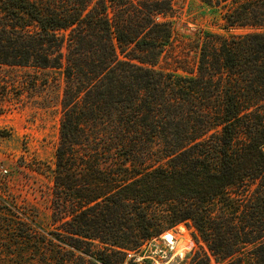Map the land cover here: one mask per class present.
<instances>
[{
    "label": "trees",
    "instance_id": "obj_1",
    "mask_svg": "<svg viewBox=\"0 0 264 264\" xmlns=\"http://www.w3.org/2000/svg\"><path fill=\"white\" fill-rule=\"evenodd\" d=\"M118 1L0 0V65L65 79L55 221L72 218L66 232L121 253L192 222L205 264H264V0H203L225 5L227 34L205 35L191 76L155 69L170 0ZM6 192L0 235L38 243L43 231Z\"/></svg>",
    "mask_w": 264,
    "mask_h": 264
},
{
    "label": "rangeland",
    "instance_id": "obj_2",
    "mask_svg": "<svg viewBox=\"0 0 264 264\" xmlns=\"http://www.w3.org/2000/svg\"><path fill=\"white\" fill-rule=\"evenodd\" d=\"M30 1L58 8L61 0ZM107 2L119 3L118 0ZM170 4V10L157 18L171 23L172 37L159 56L155 69L191 76L197 71L205 35L227 34L223 30L225 5L210 7L203 0H170ZM246 32L235 31L238 34ZM63 52L66 54L67 50L64 48ZM118 53L120 59H124L119 50ZM64 80L62 71L54 68L0 65V182L3 184L2 187L0 185V194L7 191L5 194L10 195V200L17 203L23 214L27 213L29 227L33 231H43V236L37 237L38 243L20 242L10 238V235H0V264H29L31 258L40 256L72 257L71 264H104L107 261L134 264L128 260L125 251L142 253L148 240L138 246L127 247L121 253L99 240L77 239L66 232L71 230L69 223L72 218L55 221L52 200L63 116ZM101 163L102 168H110L105 161ZM2 168L8 174H2ZM68 212L73 210L68 209ZM84 230L90 229L84 227ZM168 234L175 236L177 249L184 254L183 258L174 259L170 264H192L194 260L197 264L206 263L202 255L210 253L192 222L180 223L156 237L163 238ZM158 241L159 249L164 250L165 241L161 238ZM151 248L154 253L158 250L157 247ZM210 264L219 263L211 257Z\"/></svg>",
    "mask_w": 264,
    "mask_h": 264
},
{
    "label": "built area",
    "instance_id": "obj_3",
    "mask_svg": "<svg viewBox=\"0 0 264 264\" xmlns=\"http://www.w3.org/2000/svg\"><path fill=\"white\" fill-rule=\"evenodd\" d=\"M1 173L8 174V171L2 168ZM168 237H170L171 240H168ZM160 238L166 243L164 250L159 249L158 240ZM177 244L178 242L175 239V236L172 234L165 235L163 238L162 236L159 238L155 237L151 240H148L144 246L145 250L142 253L138 251H128L127 258L129 261H132L135 264H170L174 259L184 257V254L180 253V251L177 249ZM151 247H157L158 250L154 253Z\"/></svg>",
    "mask_w": 264,
    "mask_h": 264
},
{
    "label": "bare ground",
    "instance_id": "obj_4",
    "mask_svg": "<svg viewBox=\"0 0 264 264\" xmlns=\"http://www.w3.org/2000/svg\"><path fill=\"white\" fill-rule=\"evenodd\" d=\"M168 240H171V238L169 237Z\"/></svg>",
    "mask_w": 264,
    "mask_h": 264
}]
</instances>
